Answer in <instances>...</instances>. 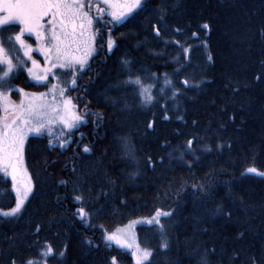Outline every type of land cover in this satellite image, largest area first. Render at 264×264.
I'll return each instance as SVG.
<instances>
[{
  "label": "trees",
  "instance_id": "trees-1",
  "mask_svg": "<svg viewBox=\"0 0 264 264\" xmlns=\"http://www.w3.org/2000/svg\"><path fill=\"white\" fill-rule=\"evenodd\" d=\"M146 5L125 24L95 25L102 39L94 42L90 71L66 92L86 121L72 131L71 143L60 148L58 137L46 134L26 139L33 192L20 215L0 218V264H23L45 241L64 251L47 264H111L113 257L135 264L129 251L104 238L131 220L138 221L139 245L152 253L144 264H200L205 254L209 264H250V257L264 264V176L246 173L264 172V0ZM18 30L0 29L6 48ZM15 75L18 88L45 87L24 70ZM130 76L151 85L152 103L142 104L124 83ZM195 182L210 186V194H194ZM78 194L83 205L72 199ZM14 204L11 179L0 171V209ZM78 207L90 213L87 222L74 215ZM157 208L173 213L160 218L163 229L145 222Z\"/></svg>",
  "mask_w": 264,
  "mask_h": 264
},
{
  "label": "snow or ice",
  "instance_id": "snow-or-ice-1",
  "mask_svg": "<svg viewBox=\"0 0 264 264\" xmlns=\"http://www.w3.org/2000/svg\"><path fill=\"white\" fill-rule=\"evenodd\" d=\"M146 7V0H0V29L5 27H18L19 29L9 36V42H15L12 48H6L4 42L0 41V111L9 114L7 117H0V171L6 177L11 178L12 191L15 192L14 206L7 210L0 209V218H15L20 215L25 202L33 192L31 179L27 177L22 166L26 136L29 133L41 135L47 130L49 136L52 137V126L59 124L62 126L61 136L54 139L60 148H65L71 143L72 131L80 124L86 123L77 114L76 105L70 97L66 96V92L71 90L68 88L69 84L72 87L76 86L78 74L90 71L88 60L95 51V40L101 36V28H95L93 31L95 25L107 27L109 24H125L146 10ZM46 17L48 19L45 22ZM105 17L110 19L106 20ZM161 20H163V15H161ZM152 27L155 35L159 37L160 28L156 25ZM203 27L207 29L208 25L204 24ZM175 31L179 32L180 29L177 28ZM25 34L35 37V51L44 56V68L41 72L36 71L40 65L32 58L31 53L34 49L31 44L26 43ZM114 44L111 28H109L106 41L108 52L112 51ZM100 47H104V44L101 43ZM19 50L23 51V58L18 54L14 55ZM187 52L188 49L185 48V55ZM27 61H31V67H25ZM128 63L127 60L122 61L125 66ZM57 69L65 70L63 74L71 76L69 81L63 82L64 86H61L60 78L54 71ZM21 70L26 71L28 77L38 83L48 80L50 75L52 80L58 82L51 84L47 93L38 95L27 93L23 88L11 84L12 79L17 78L15 74ZM124 83L134 86L142 104L152 103L151 85H145L140 77L130 76ZM165 83L170 84V81L166 78ZM182 83L187 85L188 82L183 81ZM5 88L7 91H4ZM12 91L19 93L21 97L19 104L12 101L8 95V92ZM49 95H51V101L47 99ZM84 114L86 116L98 115L88 111ZM148 127H152L151 123ZM54 139H49L50 147L54 146ZM192 144L191 139L186 142L189 151ZM124 148L127 152L126 141ZM82 151L88 153L90 148L85 145ZM73 171L75 172V169ZM246 173L264 176V172H258L254 167L247 168ZM59 183L66 184L67 182L61 180ZM73 190L79 191L75 187ZM192 190L194 194L197 192L201 195L210 194V186L199 182L193 183ZM72 199L81 205L85 202L82 194L74 195ZM172 214V212L157 208L147 223L159 225L163 229L160 218L170 217ZM74 215L82 222H87L90 217V213L84 207H78ZM39 230L40 227L37 225L35 230L37 234ZM104 238L120 247H133L131 243H126L127 235L119 229L106 233ZM160 246L166 248L167 244L161 243ZM212 251L214 252V249ZM57 254L63 256L64 251L57 253V250L45 241L38 249L36 256L26 258L23 264H47L48 259ZM151 255L149 250H140L138 245L136 251L133 252L136 264H144ZM249 260L250 264H256L254 257H250ZM10 264H16L15 259L11 260ZM111 264H117L115 257L112 258ZM200 264H209L207 254L201 256Z\"/></svg>",
  "mask_w": 264,
  "mask_h": 264
},
{
  "label": "rangeland",
  "instance_id": "rangeland-1",
  "mask_svg": "<svg viewBox=\"0 0 264 264\" xmlns=\"http://www.w3.org/2000/svg\"><path fill=\"white\" fill-rule=\"evenodd\" d=\"M48 18L46 17L45 18V22H46V20H47ZM108 19H110L109 17H108ZM93 31H94V29H93ZM26 36H28V37H26ZM24 39H25V41H26V43H28V44H31L32 46H33V49H34V51L31 53V55H32V58L33 59H35L36 61H37V63L40 65V68L39 69H37L36 71L37 72H41L42 70H43V68H44V56L43 55H41L40 54V52H38V51H35V48H36V41H35V37L34 36H29L28 34H25L24 35ZM94 47H95V45H94ZM20 52H21V54L23 55V51L22 50H20ZM95 52V51H94ZM94 52H93V54H94ZM90 58V57H89ZM27 63H28V66L27 67H31L32 65H31V61H27ZM55 72H56V74H57V76H59V78H60V81L59 82H61V86H64V84H63V82H65V81H69L70 79H71V76L68 74V75H65V74H63L62 73V71H64V70H59V69H57V70H54ZM27 73V72H26ZM27 76H28V74H27ZM31 81H34V82H37V81H35V80H32L30 77H28ZM58 81H54V80H52V78H51V75L49 76V78H48V80H46V81H43V82H39V83H44L45 84V87L43 88V89H41V90H26V89H24V91L25 92H27V93H35V94H40V93H47L48 92V90H49V87H50V85L51 84H53V83H57ZM70 85V84H69ZM9 96H10V94H8ZM66 96H68L69 97V95L66 93ZM10 98H11V100L12 101H14L16 104H19V102H20V99H21V97H20V95H19V93L18 92H16V94H15V96L13 97H11L10 96ZM49 101H51V95H49L48 96V98H47ZM26 103H27V101H26ZM74 104V103H73ZM77 111V110H76ZM77 114H79V112L77 111ZM9 114L8 113H5V112H3V111H0V117H7ZM80 115V114H79ZM81 116V115H80ZM82 117V116H81ZM82 119H83V117H82ZM84 120V119H83ZM65 132H66V130H64ZM61 132H62V126L61 125H59V124H56V125H53L52 126V137H60L61 136ZM42 134H46V135H49V133H48V131L47 130H45ZM31 135H35V134H32V133H29L27 136H26V138H25V140H24V143H25V141H26V139L28 138V136H31ZM24 146V145H23ZM23 169L26 171V173H27V177L28 178H30L29 177V174H28V172H27V170H26V168H25V164H24V160H23ZM10 178V177H9ZM11 179V178H10ZM14 194H15V192H14ZM145 221V220H144ZM138 221H136V220H131V221H128V222H126V223H124L123 225H120V226H118V227H116V228H114L113 230H111V231H106L105 232V234L106 233H111V232H114V231H116V230H121V231H123L124 233H126V235H127V241H126V243H131L132 245H133V247L132 248H128V247H121V248H123V249H125V250H127V251H129L130 252V254H131V256H132V258H133V262L136 264V261H135V259H134V257H133V252L134 251H136V246L138 245L139 246V249L140 250H144L145 248H143L141 245H139V242H138V239H137V234H136V223H137ZM145 222H147V220L145 221ZM110 243H112V244H114V245H116V246H119V245H117V244H115L114 242H110ZM120 247V246H119Z\"/></svg>",
  "mask_w": 264,
  "mask_h": 264
}]
</instances>
